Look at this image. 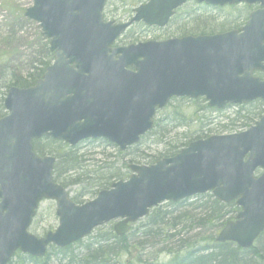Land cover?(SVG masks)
<instances>
[{
	"label": "water",
	"instance_id": "obj_1",
	"mask_svg": "<svg viewBox=\"0 0 264 264\" xmlns=\"http://www.w3.org/2000/svg\"><path fill=\"white\" fill-rule=\"evenodd\" d=\"M106 1L32 0L24 13L48 40L53 62L33 87L10 88L3 99L8 115L0 119V264H8L16 251L42 258L48 245L67 247L115 220L121 221L113 231L123 236L128 223L160 203L206 193L239 209L215 242L250 249L264 231V117L243 133L192 142L151 166H130L133 174L126 182L112 184L81 206L52 182L54 159L33 154L32 142L43 137L69 146L103 138L123 152L151 130L155 110L171 98H204L216 109L264 101V82L251 78L264 61V0H195L259 4L239 35L120 49L110 47L129 25L162 28L188 0H148L129 23L118 26L102 22ZM202 45L214 59L205 64L190 58ZM218 49L224 52L221 59L213 54ZM256 170H262L257 178ZM42 199L56 202L58 226L37 239L26 230Z\"/></svg>",
	"mask_w": 264,
	"mask_h": 264
},
{
	"label": "rangeland",
	"instance_id": "obj_2",
	"mask_svg": "<svg viewBox=\"0 0 264 264\" xmlns=\"http://www.w3.org/2000/svg\"><path fill=\"white\" fill-rule=\"evenodd\" d=\"M145 2L146 0H110L105 5L103 16L106 20L123 23L130 19L133 9ZM30 7H32V0H0V79L3 76L9 78L11 74L25 76L30 73L33 67H38L40 48L45 40L40 34L38 25L27 20L23 15ZM250 11L251 9L243 5L214 9L197 6L190 2L176 12L166 28L145 29L142 25H135L122 36L120 41L122 44L128 45L146 41H161L180 35L200 34L201 32L215 34L219 31L223 32V30L227 31L234 27H241ZM0 105H2L1 102ZM205 107L206 104L202 100L194 102L172 100L165 109L157 112L155 116V122L159 123L158 121L161 120L160 124L162 126L159 125L156 131L150 132L136 146L122 153L118 152L116 147L101 139L84 141L75 147H69L62 142L53 140H40V151L43 150L42 156L50 151L53 152L56 165L61 162L60 157L63 155L66 156L65 160L69 159L70 163L72 162L70 157L76 160V170L67 172L60 184L75 203L83 204L95 198L96 193L100 191L96 183H106L107 181L108 184H112L119 180L125 181L131 174L128 170L129 165H150L161 158L171 157L167 153H175L178 150L170 148L177 147L178 142L176 140L182 133L191 136L192 134L199 135L202 132L205 133L203 139L214 134H221V132H226L222 133L226 135L234 131H244L258 120V114L255 113L252 117L253 121L247 127L241 128L239 126L243 121L241 119L245 117L246 111H253L254 107H250L248 110L242 109L239 113L235 112L236 108L227 109L222 111L221 114L219 113L220 115H215L212 113L213 111H208ZM4 114L2 108L1 116ZM168 117L172 120L177 119L184 122L181 125L185 126L169 125L171 132L168 133L166 138H161V135L168 130L163 128L165 126L163 124L166 123ZM222 117H228L235 120V122H231L230 125L226 126V129L224 126L221 129L218 126L229 124ZM76 177L80 181L77 184L75 181L73 183ZM188 203L192 204L193 202ZM160 207L162 211L169 212L170 217H175L183 210V208L179 209L169 203H163ZM54 211V202L42 201L39 204L37 216L29 229V233L40 238L45 233L54 231L57 227V217ZM113 224L110 223L96 229L89 238L83 240V243L88 242V240L93 241L99 235L109 232ZM146 224L147 221L142 219L131 227L130 235H133L128 238L132 247L130 248V255L153 262L168 261L170 258L168 252L177 251V248L172 244V241L177 243L176 238L156 245L157 239L142 234ZM193 234L197 233L192 232L187 237H192ZM205 236H208V233H205ZM160 238H164V236L162 235ZM74 253L82 254L81 248L75 249ZM53 260L55 259L52 258Z\"/></svg>",
	"mask_w": 264,
	"mask_h": 264
},
{
	"label": "trees",
	"instance_id": "obj_3",
	"mask_svg": "<svg viewBox=\"0 0 264 264\" xmlns=\"http://www.w3.org/2000/svg\"><path fill=\"white\" fill-rule=\"evenodd\" d=\"M39 58L38 67H33L27 75L11 74L9 78L3 76L0 79V102L10 87L28 88L41 78L45 68L52 61V55L48 52L45 41L40 48ZM1 110L2 106L0 105V116ZM255 113L256 109L246 111V115L241 119L243 121L239 126L241 128L247 127L253 121L252 117ZM160 121H158L159 123L155 122L151 133L159 128ZM231 122L234 123L235 120H231L229 125ZM183 123L168 117L166 123L163 124L165 125L163 128L168 130L161 135V138H166L168 133L171 132L169 125L176 124V127H184L185 125H181ZM218 127L223 128V126ZM203 134L205 133L201 132L199 135L192 134L191 136L186 133L180 134L176 140L178 142L177 147L170 148L178 150L175 153L168 152L167 155H175L189 142L204 137ZM42 151H40V146L35 147V152L38 155H42ZM47 154L54 155L51 151ZM65 157V155L61 156V162H58L54 168V176L56 177L54 181L59 184L60 181H63L62 178L66 176L67 172L76 170V160L70 157L72 160L70 163L69 159L65 160ZM74 181L76 184L80 182L78 177L73 180V183ZM96 185L98 190H101L106 189L110 184L106 181V183H96ZM171 206L179 209L183 208V210L175 217H170L171 214L162 211L161 207L151 211L145 219L147 224L142 232L144 236L157 239L156 245L176 238L177 243L172 241V244L177 248V251L168 252L170 258L166 262L142 260L137 256L130 255V248L132 247L128 238L133 234L116 238L109 229V232L99 235L93 241L88 240L86 243L81 241L64 249L50 247L43 259H33L17 254L14 258L16 260H11L9 264H264V232L249 250H241L231 243L216 244L214 242V236L227 222L232 221L238 212L233 203L222 205L213 199L211 195H204L197 197L192 204L183 201ZM192 232L197 234L187 237ZM205 233H208V236H205ZM162 235L164 238H160ZM78 248H81L82 254L74 253V250ZM52 258L55 260L52 261Z\"/></svg>",
	"mask_w": 264,
	"mask_h": 264
},
{
	"label": "flooded vegetation",
	"instance_id": "obj_4",
	"mask_svg": "<svg viewBox=\"0 0 264 264\" xmlns=\"http://www.w3.org/2000/svg\"><path fill=\"white\" fill-rule=\"evenodd\" d=\"M204 7H205V5H203ZM207 7V6H206ZM235 29H237L238 30V28H235ZM200 34H204L203 32H201ZM255 75H257V76H261L260 74H255Z\"/></svg>",
	"mask_w": 264,
	"mask_h": 264
}]
</instances>
